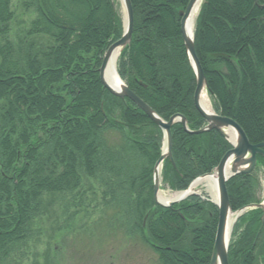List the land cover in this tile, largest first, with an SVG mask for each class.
I'll return each mask as SVG.
<instances>
[{
	"label": "trees",
	"instance_id": "1",
	"mask_svg": "<svg viewBox=\"0 0 264 264\" xmlns=\"http://www.w3.org/2000/svg\"><path fill=\"white\" fill-rule=\"evenodd\" d=\"M131 1L134 27L118 59L120 78L164 120L181 114L190 130L201 129L179 15L190 0ZM117 6L19 0L18 12L15 0H0V264L25 256L41 220L55 216L52 228L63 231L80 209L97 208L89 193L115 212L110 226L145 244L160 264L211 263L218 206L197 194L170 207L156 202L164 132L101 82L104 55L124 31ZM194 41L215 112L235 120L251 143H264V0H205ZM171 131L176 167L165 160L161 177L172 191L213 172L232 148L216 130L191 134L177 122ZM261 170L258 156L252 173L227 182L233 211L262 202ZM263 213L251 208L238 218L230 264H264Z\"/></svg>",
	"mask_w": 264,
	"mask_h": 264
},
{
	"label": "water",
	"instance_id": "2",
	"mask_svg": "<svg viewBox=\"0 0 264 264\" xmlns=\"http://www.w3.org/2000/svg\"><path fill=\"white\" fill-rule=\"evenodd\" d=\"M120 1L125 11L124 32L122 37L118 41L114 42L104 55L103 62L100 68L101 82L104 85V87L107 88L113 95L118 96L120 98L130 99L141 110H143L144 113L148 115V117L156 125H158L164 132L165 135L164 149L161 157L158 159V161L155 164L154 176H153L154 197L156 202L162 206H166V207L173 206L174 204L181 202L191 194L195 193V192L189 193L185 197H182L178 200H173L170 203H163L158 199V195L160 192V185H161L158 168L160 166L162 167L164 161L167 159L171 162V164L174 167H176V163L172 155L173 138L171 131L172 126L175 123L180 122L183 128L185 129V131L191 134H201L212 130H216L231 143L232 149H230L225 153V155L222 157L219 165L216 167L214 172L205 175V176L214 175V174L217 175L218 193H219V202L216 203L215 201H213L219 208V218H218L216 238H215L210 264H230L228 249H229L233 227L236 221L242 214L246 212L248 208H252V207L261 208L264 211V203L252 204L238 210L237 212H234L232 210L230 197L228 194L227 182L232 177L238 174H250L255 170L258 163V156L264 157V143L263 142L256 144L251 143L244 129L235 120L229 117L219 115L215 111L208 112L204 110V108L201 105L202 93L205 89H208V81L204 69L196 53L194 36L192 38L188 36L187 25L190 16L192 15V12L194 11L198 3L201 1L204 2L205 0H190L186 8L179 12V15L181 16V32L197 78L196 89L194 91V104L196 109L203 116V118L207 123L204 128L195 131L189 129L187 125V119L181 114H176L172 116L168 121L161 118L157 114V112L142 98H140L135 92H133L122 79H121L122 83L118 89H114L106 81L104 74L113 51L117 48H120L122 52V50L130 44L133 33L134 9L132 5V1L131 0H120ZM230 127H233L238 134V140L235 144L228 139L226 133V131ZM228 165H230V167H228ZM205 176H202L200 178H203ZM193 183L191 184L188 190L182 191L181 193L188 192L192 188ZM230 214L235 215V219L228 233V220ZM262 220L264 221V213L262 216Z\"/></svg>",
	"mask_w": 264,
	"mask_h": 264
},
{
	"label": "rangeland",
	"instance_id": "3",
	"mask_svg": "<svg viewBox=\"0 0 264 264\" xmlns=\"http://www.w3.org/2000/svg\"><path fill=\"white\" fill-rule=\"evenodd\" d=\"M117 2V9L122 17L124 28V8L120 0ZM15 3L20 12L19 0H15ZM30 18L29 14L26 16L22 14L20 19L29 21ZM261 174L259 195L264 203V173L262 170ZM161 191L164 194L178 192L171 191L163 185ZM195 191L213 201L211 193L204 185L198 186ZM89 198L91 206H99L86 210L80 209L74 220L70 221L74 223L69 229L54 230L52 227L58 228L54 222L55 216L51 220L43 222L41 220L37 225L41 229L40 236L29 243L31 246L25 250V256L14 258L13 264H160L157 255L145 244L129 239L119 225L118 227L113 223V226H110L115 212L103 209L100 195L93 197L89 193ZM71 211H76V209L72 208Z\"/></svg>",
	"mask_w": 264,
	"mask_h": 264
},
{
	"label": "bare ground",
	"instance_id": "4",
	"mask_svg": "<svg viewBox=\"0 0 264 264\" xmlns=\"http://www.w3.org/2000/svg\"><path fill=\"white\" fill-rule=\"evenodd\" d=\"M202 3H203L202 1L198 3V5L196 6L194 11L192 12V15L190 16V19L188 21L187 33H188V36L190 38H192L194 36L196 18H197V15L199 13V10H200ZM124 13H125V11H124ZM120 55H121V49L120 48H117L113 51L112 56L110 58V61H109L107 68L105 70V74H104L106 81L114 89H118L122 83L121 78L119 77V74L117 72V63H118V59H119ZM201 105L204 108V110H206L208 112H214L212 101H211V98L207 92V89H205L202 93ZM226 133H227L228 139L232 143L235 144L238 140L237 131L233 127H230L226 131ZM228 167H230V165H228ZM161 171H162V167L160 166L158 168L159 174H161ZM200 185H204L205 187L208 188L209 192L211 193V197H212L213 201H215L216 203L219 202L218 177L216 174L208 175V176H205L203 178L196 180L193 183L192 188L186 193L164 194L162 191H160L159 195H158V199L163 203H170L173 200H178L182 197H185L189 193L195 192L196 188ZM234 219H235V215L230 214V217L228 220V233L232 227Z\"/></svg>",
	"mask_w": 264,
	"mask_h": 264
}]
</instances>
